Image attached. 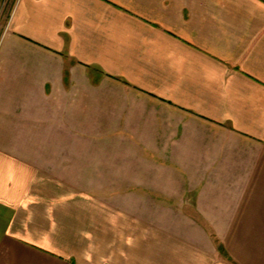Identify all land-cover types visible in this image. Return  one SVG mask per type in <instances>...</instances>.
<instances>
[{
  "label": "crops",
  "instance_id": "0c3cea01",
  "mask_svg": "<svg viewBox=\"0 0 264 264\" xmlns=\"http://www.w3.org/2000/svg\"><path fill=\"white\" fill-rule=\"evenodd\" d=\"M0 264H264V0H15Z\"/></svg>",
  "mask_w": 264,
  "mask_h": 264
},
{
  "label": "rangeland",
  "instance_id": "374dc122",
  "mask_svg": "<svg viewBox=\"0 0 264 264\" xmlns=\"http://www.w3.org/2000/svg\"><path fill=\"white\" fill-rule=\"evenodd\" d=\"M15 0H0V35L1 29L6 25Z\"/></svg>",
  "mask_w": 264,
  "mask_h": 264
},
{
  "label": "trees",
  "instance_id": "16d2710c",
  "mask_svg": "<svg viewBox=\"0 0 264 264\" xmlns=\"http://www.w3.org/2000/svg\"><path fill=\"white\" fill-rule=\"evenodd\" d=\"M217 246L219 248V251L221 252V254L225 255V257L230 261L233 262L232 259L226 254L224 248L222 247V245H220V243L218 241H216Z\"/></svg>",
  "mask_w": 264,
  "mask_h": 264
}]
</instances>
